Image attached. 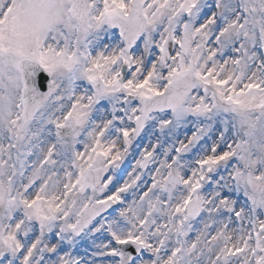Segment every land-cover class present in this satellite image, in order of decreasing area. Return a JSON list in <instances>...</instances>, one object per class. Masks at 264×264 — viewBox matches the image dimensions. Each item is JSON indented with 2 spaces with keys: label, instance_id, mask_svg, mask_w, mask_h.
Returning a JSON list of instances; mask_svg holds the SVG:
<instances>
[{
  "label": "snow or ice",
  "instance_id": "1",
  "mask_svg": "<svg viewBox=\"0 0 264 264\" xmlns=\"http://www.w3.org/2000/svg\"><path fill=\"white\" fill-rule=\"evenodd\" d=\"M0 264H264V0H0Z\"/></svg>",
  "mask_w": 264,
  "mask_h": 264
}]
</instances>
